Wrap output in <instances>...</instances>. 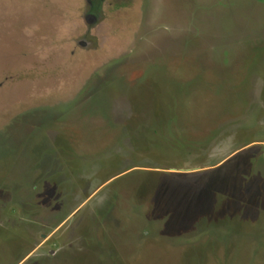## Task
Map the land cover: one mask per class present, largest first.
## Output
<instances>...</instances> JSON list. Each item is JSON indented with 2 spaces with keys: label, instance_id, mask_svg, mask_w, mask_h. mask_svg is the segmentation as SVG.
Instances as JSON below:
<instances>
[{
  "label": "rangeland",
  "instance_id": "obj_1",
  "mask_svg": "<svg viewBox=\"0 0 264 264\" xmlns=\"http://www.w3.org/2000/svg\"><path fill=\"white\" fill-rule=\"evenodd\" d=\"M0 264H264V0H0Z\"/></svg>",
  "mask_w": 264,
  "mask_h": 264
}]
</instances>
